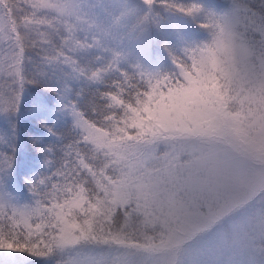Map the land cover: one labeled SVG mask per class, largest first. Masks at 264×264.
I'll return each mask as SVG.
<instances>
[{
    "label": "snow or ice",
    "instance_id": "6c2138e0",
    "mask_svg": "<svg viewBox=\"0 0 264 264\" xmlns=\"http://www.w3.org/2000/svg\"><path fill=\"white\" fill-rule=\"evenodd\" d=\"M0 264H264V0H0Z\"/></svg>",
    "mask_w": 264,
    "mask_h": 264
}]
</instances>
